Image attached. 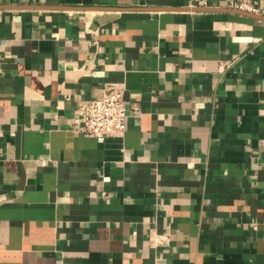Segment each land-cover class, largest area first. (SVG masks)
Wrapping results in <instances>:
<instances>
[{"label": "crops", "instance_id": "0c3cea01", "mask_svg": "<svg viewBox=\"0 0 264 264\" xmlns=\"http://www.w3.org/2000/svg\"><path fill=\"white\" fill-rule=\"evenodd\" d=\"M228 10L264 0H0V264H264V21ZM106 87L125 133L75 134Z\"/></svg>", "mask_w": 264, "mask_h": 264}, {"label": "built area", "instance_id": "2783aa9c", "mask_svg": "<svg viewBox=\"0 0 264 264\" xmlns=\"http://www.w3.org/2000/svg\"><path fill=\"white\" fill-rule=\"evenodd\" d=\"M235 9L253 10L246 5H236ZM127 118L123 90L106 87L100 97L79 103L78 115L73 120V132L87 137H122Z\"/></svg>", "mask_w": 264, "mask_h": 264}, {"label": "water", "instance_id": "95a60500", "mask_svg": "<svg viewBox=\"0 0 264 264\" xmlns=\"http://www.w3.org/2000/svg\"><path fill=\"white\" fill-rule=\"evenodd\" d=\"M228 12L264 21V17H261V16L256 15V14H252V13H248V12H241V11H236V10H228Z\"/></svg>", "mask_w": 264, "mask_h": 264}]
</instances>
